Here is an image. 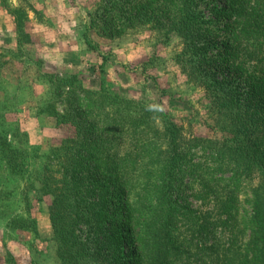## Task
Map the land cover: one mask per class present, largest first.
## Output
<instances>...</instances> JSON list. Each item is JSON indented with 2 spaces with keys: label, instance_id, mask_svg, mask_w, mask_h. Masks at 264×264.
Segmentation results:
<instances>
[{
  "label": "rangeland",
  "instance_id": "obj_1",
  "mask_svg": "<svg viewBox=\"0 0 264 264\" xmlns=\"http://www.w3.org/2000/svg\"><path fill=\"white\" fill-rule=\"evenodd\" d=\"M245 1L254 6L258 0ZM238 2L196 0L203 35L198 52L184 56L188 60L194 54L201 62L192 79L178 61L184 41L171 29L179 0H0V264H62L50 219L53 196L40 191L49 155L71 130L47 112L62 77L77 75L85 88L105 89L110 96L160 110L165 115L157 121L160 128L172 120L187 133L209 139L223 140L232 133L220 121L221 110L212 105L216 91L202 84L203 75L221 82L215 84L217 92L233 94L242 103L264 101V46L230 38L235 27L232 8ZM57 107L67 110L66 104ZM130 141L127 138L125 151L134 150ZM206 160L201 149L189 157L176 191L189 197L195 211L191 215L198 220L214 210V197H207L193 168ZM241 178L236 196L239 237L225 238L219 228L210 242L224 237L223 242L229 238L243 248L248 242L251 188L258 178ZM114 209L110 202V212ZM12 219L29 223L15 229L8 226ZM112 228L117 224L106 222L93 231L91 240H100L93 244L102 245L111 264H138L123 226L118 228L120 242H105ZM188 228L180 227L181 239ZM81 232L88 235L85 224Z\"/></svg>",
  "mask_w": 264,
  "mask_h": 264
},
{
  "label": "trees",
  "instance_id": "obj_2",
  "mask_svg": "<svg viewBox=\"0 0 264 264\" xmlns=\"http://www.w3.org/2000/svg\"><path fill=\"white\" fill-rule=\"evenodd\" d=\"M179 1L171 29L184 41L178 61L193 79L201 62L194 54L188 60L184 56L198 52L203 22L196 0ZM241 1L232 8L231 40L264 46V0L254 6ZM216 83L221 82L209 73L203 75L202 84L216 91L212 105L221 110L220 121L231 127L232 136L223 140L187 133L172 120L160 128L157 121L165 117L160 110L110 96L105 89L85 88L77 75L61 78L47 112L71 130L49 155L40 191L53 196L50 219L62 264H111L102 245L93 244L100 240H91L92 232L103 229L106 222L117 228H112L111 236L106 234L105 242H120L118 228L123 226L136 248L138 264H264V101L242 103L233 94L217 92ZM58 104H66L67 110L59 111ZM127 138L134 150L125 151ZM3 139L0 135L1 143ZM200 149L207 160L193 168L207 197H214V210L198 220L191 215L195 211L189 197L177 196L176 191L183 166ZM241 177L258 178L251 188L245 248L229 239L239 237L235 226ZM110 202L115 206L112 212ZM27 223L12 219L8 226L22 229ZM83 224L89 229L86 237ZM186 225L181 239L180 227ZM219 228L229 237L227 242L224 237L210 242Z\"/></svg>",
  "mask_w": 264,
  "mask_h": 264
}]
</instances>
